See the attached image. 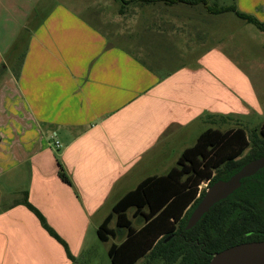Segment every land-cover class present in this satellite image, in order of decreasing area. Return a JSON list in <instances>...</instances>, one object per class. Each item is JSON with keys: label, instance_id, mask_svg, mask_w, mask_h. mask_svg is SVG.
I'll use <instances>...</instances> for the list:
<instances>
[{"label": "crops", "instance_id": "obj_1", "mask_svg": "<svg viewBox=\"0 0 264 264\" xmlns=\"http://www.w3.org/2000/svg\"><path fill=\"white\" fill-rule=\"evenodd\" d=\"M37 2L0 0L8 20L22 23L0 24V264H72L20 204L24 193L78 264L90 229L97 237L124 195L173 169L201 133L216 129L207 123L247 129L242 119L257 108L259 91L241 64L253 63L244 25H223L237 18L232 13L173 0H103L119 7L84 16L70 0V8L54 3L31 17ZM208 4L264 22L259 0ZM29 21L37 25L23 30ZM14 53L18 59L4 60Z\"/></svg>", "mask_w": 264, "mask_h": 264}, {"label": "trees", "instance_id": "obj_2", "mask_svg": "<svg viewBox=\"0 0 264 264\" xmlns=\"http://www.w3.org/2000/svg\"><path fill=\"white\" fill-rule=\"evenodd\" d=\"M173 2L201 4L211 14L232 13L264 31V22L239 12L235 6H210L208 0ZM3 71L1 67L0 75ZM225 120L220 117L219 123ZM247 149L250 151L242 159ZM262 156L264 118L260 127L251 131L236 123L227 130L209 128L201 133L195 144L182 152L173 169L164 176L142 181L114 205L100 224L96 231L99 241L117 240L107 252L110 263L135 264L148 258L159 264H207L214 253L226 248L264 241V169L243 179L237 191L214 205L192 229L184 230L191 210L203 195L204 191L197 197L201 184L225 180L245 163ZM58 176L69 184L61 167ZM20 204L36 216L43 230L63 247L67 259L76 264L65 242L28 203L26 193ZM113 218L115 227L110 229Z\"/></svg>", "mask_w": 264, "mask_h": 264}, {"label": "rangeland", "instance_id": "obj_3", "mask_svg": "<svg viewBox=\"0 0 264 264\" xmlns=\"http://www.w3.org/2000/svg\"><path fill=\"white\" fill-rule=\"evenodd\" d=\"M65 1L68 2L70 0H40L39 4L37 2V4H34L30 7L29 14L32 17L36 15H43L46 12L49 13L51 12V10H53L54 3L62 6L63 8H70L68 5L64 6V3H66ZM71 1H74V4H77V6L73 8L82 10V13H84V16L86 15L94 16L95 14H93V11H96V14L103 12L104 14L106 13L105 14L106 16L108 14L110 16L113 8L119 7L117 5H113L110 8H108L106 7L103 0H71ZM87 1H90V2H87ZM91 1H95L93 5H90L92 3ZM223 1H227V0H223ZM259 1L264 2V0H259ZM87 3H88V6H87ZM118 5L120 4L118 3ZM10 12L11 11L6 10V7H2V10H0V24L2 26L8 25L9 27H11L10 29L12 28L16 29L17 26H19L20 28L21 27L20 24H22L21 22H19L17 25V21L8 20V13ZM36 25H37L36 22L29 21L28 23H25L23 30L25 31L29 29L32 30L33 26H36ZM223 25L225 27L232 26L233 30H237V27H236L237 25H244L243 30H242L244 31V33L242 35L247 36V41H245L244 43L248 45L247 46V50H248L247 56L250 58V59L248 58V60H250V63L253 62L250 69L245 63L246 60L243 59L245 58V56H242L240 52V50L243 47L242 46L243 43L241 41H243V39H245L246 37H243V38L241 37V39L239 40L237 39L236 48L237 50H239V55L243 59V63L241 64L244 68V71L246 70L245 73L247 72L250 75L252 81L255 84V88H257L259 91L258 97L260 98V101H258L257 108H255V110H253V112L247 118L242 119L244 120V124L247 128L245 130L251 131L257 128L259 124H261L262 119L264 117V32L260 33L253 25L243 23L231 14L228 15L227 20L223 22ZM238 32H241V31L238 30ZM16 46H18V44H16ZM3 56H4V60L6 61L8 60V57L11 58L13 56L15 59H18L19 54L14 53L12 55H3ZM240 56L238 57L239 62H241ZM171 64L164 63L162 65L170 66ZM211 124L207 123L205 126L207 128L211 127V128L222 130L220 127L217 126V124L216 126L213 124L211 125ZM249 151L250 150L247 149L244 152L242 159H244L248 155ZM128 216L130 217V213L128 214ZM133 224L134 226H136L135 221ZM94 232L95 230L90 229L89 235L86 240L88 242L87 252L84 254V258L87 261L86 263L87 264H111L107 256V248L109 247V242L104 243V242L99 241ZM83 259H80L81 262L79 261L78 264H84ZM135 264H159V263L158 261L145 258V259L139 260Z\"/></svg>", "mask_w": 264, "mask_h": 264}, {"label": "water", "instance_id": "obj_4", "mask_svg": "<svg viewBox=\"0 0 264 264\" xmlns=\"http://www.w3.org/2000/svg\"><path fill=\"white\" fill-rule=\"evenodd\" d=\"M264 168V156L241 166L227 179H219L208 185L202 197L189 214L184 230L192 229L200 219L217 203L227 199L249 178ZM207 264H264V241L237 244L214 253Z\"/></svg>", "mask_w": 264, "mask_h": 264}, {"label": "built area", "instance_id": "obj_5", "mask_svg": "<svg viewBox=\"0 0 264 264\" xmlns=\"http://www.w3.org/2000/svg\"><path fill=\"white\" fill-rule=\"evenodd\" d=\"M209 182L201 184L197 196L208 187Z\"/></svg>", "mask_w": 264, "mask_h": 264}, {"label": "flooded vegetation", "instance_id": "obj_6", "mask_svg": "<svg viewBox=\"0 0 264 264\" xmlns=\"http://www.w3.org/2000/svg\"><path fill=\"white\" fill-rule=\"evenodd\" d=\"M262 169H264V168H262ZM262 169H260V170H262ZM260 170H259V171H260ZM259 171H258V172H259ZM254 175H255V174H254Z\"/></svg>", "mask_w": 264, "mask_h": 264}]
</instances>
